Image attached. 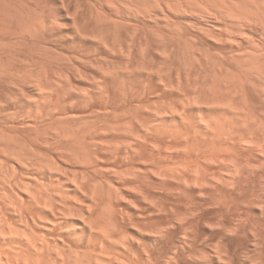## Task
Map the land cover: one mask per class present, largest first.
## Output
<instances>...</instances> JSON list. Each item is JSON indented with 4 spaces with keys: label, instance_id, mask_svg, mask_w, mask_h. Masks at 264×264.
I'll return each mask as SVG.
<instances>
[{
    "label": "bare ground",
    "instance_id": "bare-ground-1",
    "mask_svg": "<svg viewBox=\"0 0 264 264\" xmlns=\"http://www.w3.org/2000/svg\"><path fill=\"white\" fill-rule=\"evenodd\" d=\"M0 264H264V0H0Z\"/></svg>",
    "mask_w": 264,
    "mask_h": 264
}]
</instances>
